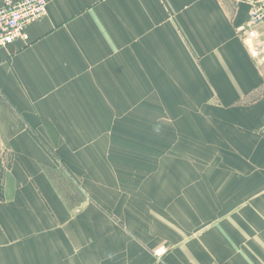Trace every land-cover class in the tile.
Segmentation results:
<instances>
[{"label":"crops","instance_id":"crops-1","mask_svg":"<svg viewBox=\"0 0 264 264\" xmlns=\"http://www.w3.org/2000/svg\"><path fill=\"white\" fill-rule=\"evenodd\" d=\"M44 1L46 14L26 27L27 39L0 49V264H97L93 248L67 246L57 228L68 196L36 139L48 138L43 123L60 140L78 136L87 94L126 90L119 86L127 77L144 75L141 59H151L153 74L183 77L186 85L207 77L223 107L261 89L247 104L253 116L232 124H264V80L239 33L248 21L244 0ZM254 130L264 148V130ZM198 188L183 226L152 223L133 233L142 242L138 256L145 250L150 258L129 264H264V180L221 175ZM112 237L107 264H128L123 234ZM160 247L159 257L151 254Z\"/></svg>","mask_w":264,"mask_h":264},{"label":"rangeland","instance_id":"rangeland-1","mask_svg":"<svg viewBox=\"0 0 264 264\" xmlns=\"http://www.w3.org/2000/svg\"><path fill=\"white\" fill-rule=\"evenodd\" d=\"M257 33L263 47L260 56H252L244 45L264 80V34ZM152 64L151 59L138 60L144 75L127 77V84L119 86L126 90L88 93V106L79 109L78 136L60 140L46 122L48 138L36 134L68 196L57 228L63 229L67 246L70 242L79 249L93 248L97 264H107V236L120 232L123 246L128 245V264L150 258L145 250L138 256L135 244L142 242L133 233H147L152 223L183 226L187 209L198 199L201 179L223 175L264 180V148L259 146L263 141L253 136L254 129L263 132L264 124H232L237 116H253L247 104L263 91L223 107L207 77H190V86L183 77L153 74ZM158 86L159 91L152 90ZM220 87L226 93L221 82ZM51 244L49 249L57 251L54 241ZM164 250L151 254L159 257L156 252Z\"/></svg>","mask_w":264,"mask_h":264},{"label":"built area","instance_id":"built-area-1","mask_svg":"<svg viewBox=\"0 0 264 264\" xmlns=\"http://www.w3.org/2000/svg\"><path fill=\"white\" fill-rule=\"evenodd\" d=\"M244 4L248 8V21L239 29V33L252 49V55L258 57L263 52L257 30L264 25V0H244ZM45 14L44 0L6 1L0 8V49L13 45L19 39L26 40V27L42 19ZM156 254L159 255L158 251Z\"/></svg>","mask_w":264,"mask_h":264}]
</instances>
